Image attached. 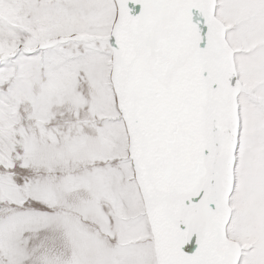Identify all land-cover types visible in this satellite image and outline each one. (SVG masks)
<instances>
[{
    "label": "snow or ice",
    "instance_id": "snow-or-ice-1",
    "mask_svg": "<svg viewBox=\"0 0 264 264\" xmlns=\"http://www.w3.org/2000/svg\"><path fill=\"white\" fill-rule=\"evenodd\" d=\"M0 264H264V0H0Z\"/></svg>",
    "mask_w": 264,
    "mask_h": 264
}]
</instances>
